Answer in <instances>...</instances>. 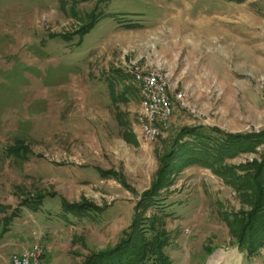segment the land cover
I'll list each match as a JSON object with an SVG mask.
<instances>
[{"label":"rangeland","instance_id":"obj_1","mask_svg":"<svg viewBox=\"0 0 264 264\" xmlns=\"http://www.w3.org/2000/svg\"><path fill=\"white\" fill-rule=\"evenodd\" d=\"M134 69L186 95L155 138ZM187 130L255 142L185 164ZM263 164L264 0H0V264H85L137 222L171 264H264Z\"/></svg>","mask_w":264,"mask_h":264},{"label":"trees","instance_id":"obj_2","mask_svg":"<svg viewBox=\"0 0 264 264\" xmlns=\"http://www.w3.org/2000/svg\"><path fill=\"white\" fill-rule=\"evenodd\" d=\"M186 133L198 140L197 143L199 145V148H192V153H189L188 150H185L183 153H178L176 151L177 153L175 152L174 154L172 153V155L167 156L168 158L175 157V159H179L183 158V156H186L188 152L189 154L185 159V164L195 161L198 162L204 150L205 152H211L214 157L225 159L226 157L231 156V153H233L234 151H238L237 148H240V146L243 147L245 144L249 146L250 144L252 145V143L254 144L255 142V140H253L254 137L252 138L250 136H240L241 138H239V136L235 137L222 134L224 138H222L221 140L218 139L216 141L210 135H206V133H196L190 132L188 130ZM241 139H246L247 142L244 144L236 142ZM187 148L191 147L188 146ZM212 151H214L215 153ZM166 165L168 167V164ZM262 166L263 168L259 169L260 171H264V164ZM255 182L256 181H253L252 183H254V186L256 187L258 184H256L257 182ZM158 186L159 184H156V188H154V191H148L143 196L144 204L150 200H153V195L159 190ZM257 191L259 194H262V190L257 189ZM256 201L257 205L254 207V210L255 208L260 209L262 207V212L264 214V200L262 199L261 195ZM90 207L91 209H95L92 206H81L78 208L79 210H73L72 207L64 205L66 211L71 213H75L77 211H89L91 210L89 209ZM141 227V222H137V225L135 224L133 227H131V231L127 232L115 247L109 248L108 250L100 253H96L90 259H88L85 264H171L170 258L163 252L162 249L166 242V233L162 231L155 232V229L152 228L154 232L152 233V235L148 236L147 230H145L144 227Z\"/></svg>","mask_w":264,"mask_h":264},{"label":"built area","instance_id":"obj_3","mask_svg":"<svg viewBox=\"0 0 264 264\" xmlns=\"http://www.w3.org/2000/svg\"><path fill=\"white\" fill-rule=\"evenodd\" d=\"M133 81L138 85L141 112L137 123L142 134L155 138L161 130L166 129L168 118L173 111V103L182 107L186 100L185 93H177L170 97V85L166 77L160 73L134 69ZM11 264H46L42 249L34 245L20 254L11 256Z\"/></svg>","mask_w":264,"mask_h":264},{"label":"crops","instance_id":"obj_4","mask_svg":"<svg viewBox=\"0 0 264 264\" xmlns=\"http://www.w3.org/2000/svg\"><path fill=\"white\" fill-rule=\"evenodd\" d=\"M20 238H22L21 236H19L17 239L19 240V242L20 243H13V244H10V245H6V244H4L0 249H4V250H6L7 252L8 251H11V252H14L15 250H17L19 247H23V245H21L22 243H21V239ZM171 259H173L172 257H171Z\"/></svg>","mask_w":264,"mask_h":264},{"label":"bare ground","instance_id":"obj_5","mask_svg":"<svg viewBox=\"0 0 264 264\" xmlns=\"http://www.w3.org/2000/svg\"><path fill=\"white\" fill-rule=\"evenodd\" d=\"M209 264H211V262Z\"/></svg>","mask_w":264,"mask_h":264}]
</instances>
